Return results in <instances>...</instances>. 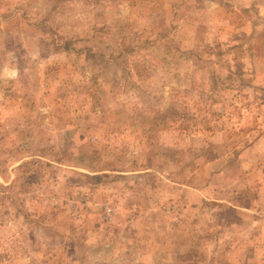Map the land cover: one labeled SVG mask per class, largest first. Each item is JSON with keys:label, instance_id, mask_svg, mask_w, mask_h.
Instances as JSON below:
<instances>
[{"label": "rangeland", "instance_id": "rangeland-1", "mask_svg": "<svg viewBox=\"0 0 264 264\" xmlns=\"http://www.w3.org/2000/svg\"><path fill=\"white\" fill-rule=\"evenodd\" d=\"M0 264H264V0H0Z\"/></svg>", "mask_w": 264, "mask_h": 264}]
</instances>
